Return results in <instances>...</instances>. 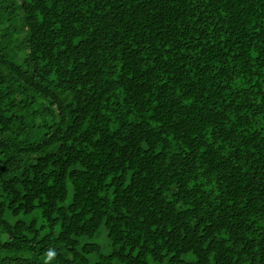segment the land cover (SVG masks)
Masks as SVG:
<instances>
[{
    "label": "trees",
    "instance_id": "1",
    "mask_svg": "<svg viewBox=\"0 0 264 264\" xmlns=\"http://www.w3.org/2000/svg\"><path fill=\"white\" fill-rule=\"evenodd\" d=\"M0 264H264V0H0Z\"/></svg>",
    "mask_w": 264,
    "mask_h": 264
}]
</instances>
